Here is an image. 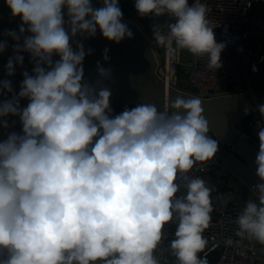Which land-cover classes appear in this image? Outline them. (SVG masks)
<instances>
[{"label":"clouds","instance_id":"1","mask_svg":"<svg viewBox=\"0 0 264 264\" xmlns=\"http://www.w3.org/2000/svg\"><path fill=\"white\" fill-rule=\"evenodd\" d=\"M5 3L22 21L20 34L30 33L14 46L7 74L23 64L20 52L35 67L33 75L23 73L18 97L0 103V118L19 116L22 124V134L0 142V264H160L156 251L170 223L178 264H208L199 254L207 245L213 189L187 175L218 151L201 100L177 95L162 111L147 102L113 116L110 89L84 81L83 44L73 50L70 41L94 37L97 29L117 44L132 38L119 0H102L100 8L91 0ZM134 6L141 17L174 20L166 34L153 25L157 45L207 57L209 70L222 66L226 45L216 41L201 0H135ZM5 48L0 43V52ZM97 70L110 75L99 62ZM0 88L12 92L10 81ZM21 99L29 101L22 109ZM258 111L264 117V105ZM258 127L262 183L251 189L258 203L248 201L236 224L238 236L264 245V127ZM181 180L187 193L178 196Z\"/></svg>","mask_w":264,"mask_h":264},{"label":"built area","instance_id":"2","mask_svg":"<svg viewBox=\"0 0 264 264\" xmlns=\"http://www.w3.org/2000/svg\"><path fill=\"white\" fill-rule=\"evenodd\" d=\"M192 3L194 0H189V4ZM201 3L207 6V18L214 28L216 41L226 45L220 56L222 66L209 70L207 57L194 56L187 50L171 51L167 45H157L153 39V25L159 24L161 32L166 34L168 23L174 22L165 15L156 17V21L144 30L141 27L153 50L158 77L167 86L201 97L253 92L264 86V0H201ZM253 66L257 71H253ZM233 125L240 136H245L259 148L258 126L264 127V117L258 110L235 120ZM212 138L218 140V147L224 146L219 137ZM223 153L218 148L211 161L198 162L187 173L190 177L203 179L213 189L212 221L204 232L207 245L199 255L217 251L214 264H264V245L238 236L236 224L238 215L242 213V193L251 192L252 200L257 201L258 194L222 164L220 156ZM234 178L242 185L233 184ZM180 183L177 195H186L183 181ZM175 230V223L165 226L163 241L156 251L160 264L177 262L170 248Z\"/></svg>","mask_w":264,"mask_h":264},{"label":"water","instance_id":"3","mask_svg":"<svg viewBox=\"0 0 264 264\" xmlns=\"http://www.w3.org/2000/svg\"><path fill=\"white\" fill-rule=\"evenodd\" d=\"M94 8L102 7V0H91ZM65 15V27L67 29V9H63ZM122 23L127 25L132 32V38H125L120 43L105 39L97 29L94 37L77 35L70 43L73 50H76L77 43L83 44L85 59L83 61L84 81L90 85L106 87L111 91L110 106L118 103L138 105L140 103L153 102L159 110L168 107L171 100L177 95L187 98H198L202 102L204 116L209 122V136L219 137L224 146L219 149L224 153L220 156L222 164L229 169L235 177L251 188L262 183L256 175L255 159L259 148L245 136H240L233 123L242 119L250 113L258 110L264 105V86L253 92H237L225 95L201 97L188 92L167 86L155 72L156 59L151 45L141 27L132 19L123 15ZM22 24L20 17H13L11 10L5 0H0V43L6 44L3 52H0V82L10 81L12 92L0 88V103L18 97L20 86L23 81V73L33 75L35 62L27 52H20L23 56V64H16L14 75L7 74L6 65L9 58L14 57V46L19 43L23 45L25 36L30 35L27 31L20 34L19 28ZM26 27V26H25ZM15 32L20 36L19 41L14 40L8 33ZM91 50V53H89ZM105 50L107 52L105 53ZM105 54L107 59H105ZM59 60L53 56V61ZM99 62L106 70H110L108 77H101L97 70ZM231 86H229V89ZM27 99L19 100L20 108L27 106ZM113 115V114H112ZM114 116V115H113ZM7 122L4 126L3 122ZM15 132L22 134V124L19 116L9 115L0 118V142L7 139V136ZM226 146V147H225ZM228 147V148H227ZM249 200L241 199V211L246 207ZM247 236H244L246 238Z\"/></svg>","mask_w":264,"mask_h":264},{"label":"trees","instance_id":"4","mask_svg":"<svg viewBox=\"0 0 264 264\" xmlns=\"http://www.w3.org/2000/svg\"><path fill=\"white\" fill-rule=\"evenodd\" d=\"M134 3H135V0H119V7L121 8L123 15L131 16V17H139V18L141 17L138 14L137 10L135 9ZM135 106L136 105L118 102L113 106L112 114L113 115L120 114L125 108L131 109ZM217 254H218L217 251H211V252H209L206 255L201 256V257L202 258L206 257L208 264H214V262L217 258ZM175 264H178V261Z\"/></svg>","mask_w":264,"mask_h":264},{"label":"crops","instance_id":"5","mask_svg":"<svg viewBox=\"0 0 264 264\" xmlns=\"http://www.w3.org/2000/svg\"><path fill=\"white\" fill-rule=\"evenodd\" d=\"M140 18H142V17H140ZM151 18H152L151 22H155L156 19H157V18H156L155 16H153V15H151ZM151 22H150V23H151ZM150 23H147V26H149ZM232 183L235 184V185H237V186H238V185H239V186L242 185V183L239 182V181H237L235 178H234V180H232ZM241 196H242V198H246V199H248L249 201H255V202L258 203L257 200H252L251 197H252L253 195L251 194V192H250V193L243 192ZM252 240H253L255 243L259 244V243L256 242L254 239H252Z\"/></svg>","mask_w":264,"mask_h":264},{"label":"rangeland","instance_id":"6","mask_svg":"<svg viewBox=\"0 0 264 264\" xmlns=\"http://www.w3.org/2000/svg\"><path fill=\"white\" fill-rule=\"evenodd\" d=\"M126 16V15H124ZM132 20H134L140 27H142V29L144 30V28H147V23H150L152 18H151V15L149 16H144L142 18H133L131 16H126Z\"/></svg>","mask_w":264,"mask_h":264}]
</instances>
